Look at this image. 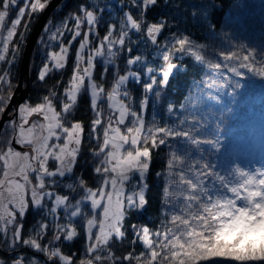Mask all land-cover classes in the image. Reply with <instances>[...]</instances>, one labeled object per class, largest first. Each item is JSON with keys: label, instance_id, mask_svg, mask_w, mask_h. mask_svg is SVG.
<instances>
[{"label": "snow or ice", "instance_id": "6c2138e0", "mask_svg": "<svg viewBox=\"0 0 264 264\" xmlns=\"http://www.w3.org/2000/svg\"><path fill=\"white\" fill-rule=\"evenodd\" d=\"M121 2L124 7L118 17V36L114 32L115 22L107 24L102 37L96 33L103 16L95 4L79 5L55 31L45 25L48 40H41L45 56L37 76L41 82L49 73L66 68L73 42L82 39L75 48L71 76L63 92L58 96L49 89L40 102L20 104V122H9L14 134L5 147H0V252L7 250L15 254L19 248L26 247L34 250V255L27 258L22 253L15 254L10 260L0 259V264H57V261L59 264H222V261L264 264V166L253 169L236 164L221 173L211 160L205 157L191 160L188 149H175L169 144L172 139L197 148L208 144L219 150L218 140L201 138L203 125L197 117L192 116L191 122L185 117L179 125L160 126L156 122L147 123L143 115L149 93L156 92L158 86H166L178 67L172 62L174 57L187 56L207 63L224 77L219 82L213 80L209 88H239V81L231 80L223 70L235 77L244 76L242 70H246L264 79V49L229 42V48H221L217 53L219 61L213 63L207 61L209 46L197 42L190 34L169 31L163 42L158 40L164 30L171 27L164 17L147 20L146 13L155 8L159 0ZM49 3L50 0H0V62L13 64L19 53V42L13 41L17 26L23 23L27 30L30 23L22 18H31ZM13 11L15 18L8 25L7 19ZM69 19L74 21L71 27ZM85 23L87 28L82 31ZM130 30L141 35L145 47L150 42L163 61L159 69L148 67L144 75L157 71L161 78L150 75L147 82L143 81L141 74L131 70V66L140 65L145 56H129L127 70L124 74L116 72L111 87H106L103 73L100 81L94 76L96 59L104 58L106 73L107 66L114 64L119 55L117 45L123 49L127 42V51L131 52L130 45L135 42L128 40ZM66 33L71 38L65 43L61 38ZM19 35L22 41L25 33ZM52 41H59L58 50H52ZM10 42L12 59L6 56ZM9 77V69H0V113L13 94ZM130 79L143 85L139 111L131 103L127 90ZM84 93L89 97V107L94 114L87 129L85 122L74 116ZM105 101L106 108L103 107ZM172 111L173 105L169 104L168 112ZM186 122L188 128L182 129L181 125ZM86 139L89 145L95 141V145L87 149L91 158L86 161L91 166L95 187L76 172ZM13 140L26 150L12 147ZM163 145L174 150L167 154L161 170L155 172L157 178L164 180L161 223L155 228L147 223L128 225L129 215L140 214L149 203L148 177L155 150ZM50 162L55 166L50 167ZM62 183L69 190L68 195L56 193L49 187ZM61 207L67 220L63 224L56 222ZM33 208L39 219L29 234L24 235L23 221ZM77 217L82 221L79 227L73 223V218ZM50 229L53 235L48 243H42ZM129 230L133 233L130 246L139 242L143 249L136 252L131 247L116 255L115 243L124 242ZM81 234L85 250L77 261L75 253L67 254L57 242H70ZM41 253L46 258L43 262L36 258V254Z\"/></svg>", "mask_w": 264, "mask_h": 264}, {"label": "trees", "instance_id": "16d2710c", "mask_svg": "<svg viewBox=\"0 0 264 264\" xmlns=\"http://www.w3.org/2000/svg\"><path fill=\"white\" fill-rule=\"evenodd\" d=\"M81 4L86 6L95 4L99 6L97 8L98 11L102 10L103 20L100 21L96 29V33L100 37L107 31V24L114 22L117 23V28L114 30L115 35H119L118 17L122 14L121 10L124 7L121 0H62L49 16L46 25L52 31H55L56 27L61 26L65 18L76 12ZM194 11L196 15H193ZM40 13L33 14L31 18L28 16L22 18V21H29L30 23V27L27 30H25L23 23L17 26V34L13 37V41L19 42V53L13 64L0 62V69L10 70L9 78L12 85V93H14L18 83L25 43ZM14 16L15 12H10V17L7 19L8 25H10ZM146 16L149 21L164 17L171 26L170 29L166 28L163 35L158 37L159 41L163 42L164 38L169 35V31L176 32L179 30L185 34H190L197 42L209 46L207 61L213 63L219 61L220 58L217 53L221 48H229V42L231 44L242 43L257 50L264 49V0H159L158 5L149 10ZM73 23L74 21L69 19V27ZM86 28V23L81 26L82 31ZM21 32L25 33L22 41L19 35ZM70 38V34L66 33L61 39L66 43L67 39ZM42 39L44 41L48 40V35L45 34V27L31 55L28 94L23 103L27 102L34 105L40 102L44 95H48L49 89L56 91L58 96L63 92V87L71 76L75 59V48L82 37L73 42L66 68L49 73L43 82L37 79L45 56V45L41 43ZM128 40L135 42L130 45L132 51H127L129 46L127 42L123 49L118 46L119 55L116 57L114 64L107 66L109 70L106 73L104 72V61L102 59L96 60L94 76L97 81H100L103 73V82L106 87H111L116 72L124 74L127 70L126 61L129 56H145L146 59L140 65L131 66V70L138 71L141 74L143 81L147 82L150 75H156L158 80L161 78L157 71L144 75L148 67L159 69L163 64L162 59L156 55L154 46H151L149 42L148 47H145L141 35L135 33L134 30H130ZM51 43L53 45L52 50H58L59 41H52ZM95 43L96 40H93V44ZM12 46L13 44L10 42V50L6 53L8 59H12ZM213 48L216 49V52L212 51ZM172 62L177 64L178 67L170 75L167 85L156 88V92L159 93L158 96L156 92L149 93L148 104L143 112L146 122L149 124L156 122L160 126L164 124L179 125L180 120L185 117L188 118V122H191L192 116L197 117L203 125L201 138L218 140L219 150L208 144H202L197 148L190 143L184 144L172 139H170L169 144L174 145L175 149H188L191 153V160H198L202 157L211 160L217 165L216 170L221 173L233 167L236 157L248 158L246 154L240 153V147L246 150L253 149L258 151L254 158L249 160L250 163L255 161L264 162V79L252 76L246 70H242L245 72L244 76L235 77L234 74L224 69V74L230 77L231 80H238L241 86L239 88H230L228 86L209 88L208 85L213 80L219 82L224 77L219 75L215 69L209 67L207 63L196 62L193 58L187 56L174 57ZM57 81H60L59 85L56 84ZM5 88H7V85H5ZM127 88L131 91L133 106L139 111V102L144 95L143 85L130 79ZM4 94L6 95L7 93L5 92ZM211 97H216V99ZM169 104L173 105L171 113L168 112ZM182 105L183 107H181ZM106 106L105 101L103 107L106 108ZM1 115L2 113H0V117ZM93 115L89 107V97L84 93L79 99L78 110L74 113V116L76 119L83 120L87 129V125ZM15 117L16 115L5 122L0 133V147H5L7 141L13 136V126L9 122L14 121L18 124L19 117L18 119ZM188 122L181 125V128L187 129L189 126ZM249 123L253 124V130L249 128ZM94 145L95 141L89 145L87 139L85 140L84 153L79 158L80 167L76 169L78 174L89 180L92 187H95L96 184L92 179L91 166L86 161L91 158V154L88 153L87 149ZM172 150L174 149L170 148L169 145H163L155 150L154 163L151 166V174L148 177L150 190L146 193L149 203L140 214H130L126 224L147 223L149 227L155 228L156 225L161 223V209L163 207L161 195L164 180L163 177L157 178L155 172L161 170L164 161L167 159V154ZM81 168L84 170L81 171ZM67 182L64 181L63 183ZM63 183L59 186L52 185L51 189H54L59 194L68 195L69 190L63 187ZM71 195L76 199L79 198L75 193ZM47 203L48 207H51L50 201ZM35 213L36 210L33 208L25 216L23 221L24 235L29 234V230L33 227L36 220L39 219V216ZM49 222L51 223V218H49ZM56 222H58V217ZM81 222L79 217L73 218V223L78 227ZM63 223H67L66 218ZM52 235L53 231L51 229L48 230L42 243H48ZM132 237L133 233L129 230L124 242L117 241L115 243L113 251L116 255H121L131 250V247H134L136 252L143 249L142 244L139 242L130 246ZM57 244L67 254L75 253L74 259L77 261L84 254L85 239L83 234L74 238L73 241H61L57 242ZM21 253L27 258H31L34 255V250L21 247L15 254ZM15 254L4 250L0 252V259L10 260ZM36 258L42 262L46 259L42 253L36 254ZM57 264H59L58 261ZM222 264H241V262L222 261ZM248 264H256V262H248Z\"/></svg>", "mask_w": 264, "mask_h": 264}, {"label": "water", "instance_id": "95a60500", "mask_svg": "<svg viewBox=\"0 0 264 264\" xmlns=\"http://www.w3.org/2000/svg\"><path fill=\"white\" fill-rule=\"evenodd\" d=\"M62 2V0H50L48 6L41 11L39 17L33 25V28L30 32V35L25 43L21 63H20V71L19 78L16 89L11 96L4 112L0 117V133L5 124V122L11 118H13L18 113V107L28 94L29 87V78H30V59L34 49V46L38 40V37L43 30L45 24L47 23L49 16L53 12V10ZM13 109V112L11 110ZM14 148L19 150H24L21 145L15 144L14 140L12 142Z\"/></svg>", "mask_w": 264, "mask_h": 264}, {"label": "rangeland", "instance_id": "374dc122", "mask_svg": "<svg viewBox=\"0 0 264 264\" xmlns=\"http://www.w3.org/2000/svg\"><path fill=\"white\" fill-rule=\"evenodd\" d=\"M22 6V5H21ZM18 11V10H17ZM15 18V16L12 18V19H14ZM5 34H6V30H5ZM0 46H2L1 44H0ZM119 45H117L116 46V48L118 47ZM97 59H102L103 61H104V58H102V57H98ZM96 59V60H97ZM19 108V107H18ZM18 115H19V112H18ZM30 120L31 119H33V117H30L29 118ZM19 122H20V117H19ZM16 150H19V149H16ZM24 150H26V149H24ZM19 151H23V150H19ZM240 152L241 153H246V154H248V158H251L252 156H253V153L251 152V151H244V149H240ZM236 164H239L241 167H247V168H257V167H261V166H264V162H252V163H250L249 161H248V159H244V158H241V157H237V158H235V162L233 163V166L234 165H236ZM55 165H54V163H51L50 162V167H54ZM51 186L52 185H50L49 187L51 188ZM51 190H53L54 192H56L54 189H51ZM57 193V192H56ZM62 195V194H61ZM29 199H30V196H29ZM47 199V198H46ZM53 199H54V197H53ZM78 199V198H77ZM50 201V205H51V200H48L47 202H49ZM72 203H74L75 202V200L73 199L72 201H71ZM61 211H64V209L61 207V208H58V215L60 214V212Z\"/></svg>", "mask_w": 264, "mask_h": 264}]
</instances>
